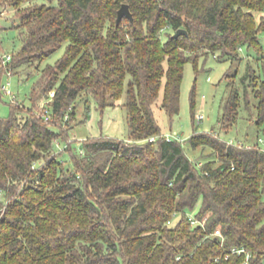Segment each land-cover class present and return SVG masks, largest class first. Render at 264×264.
<instances>
[{"label": "trees", "instance_id": "trees-1", "mask_svg": "<svg viewBox=\"0 0 264 264\" xmlns=\"http://www.w3.org/2000/svg\"><path fill=\"white\" fill-rule=\"evenodd\" d=\"M124 3L134 21L117 24ZM0 7L13 8L21 42L10 62L0 57L4 72L40 71L64 48L31 94L41 86L44 108L13 100L10 117L0 118V264H264V71L248 75L250 84L243 78L245 108L253 106L249 90L256 99L255 138L223 137L240 117L234 88L220 132L188 139L201 150L197 160L186 141L166 139L153 110L163 90L161 107L179 114L187 62L218 53L239 61L245 45L261 53L264 15L256 12L264 13V0H0ZM180 28L188 35L174 37ZM125 91L127 139L91 137L78 154L72 143L56 150L69 141L81 101L103 109Z\"/></svg>", "mask_w": 264, "mask_h": 264}, {"label": "rangeland", "instance_id": "rangeland-1", "mask_svg": "<svg viewBox=\"0 0 264 264\" xmlns=\"http://www.w3.org/2000/svg\"><path fill=\"white\" fill-rule=\"evenodd\" d=\"M14 10L11 7H0V57L12 54L21 48L18 38V23L13 20ZM258 19L264 13L256 12ZM166 38V36H163ZM262 51L259 53L247 45L239 50L241 60H232L228 57H219L220 54H209L201 56L197 63L187 62L184 69V78L181 86L180 112L171 117L161 107L163 90L159 100L153 106L156 119L161 127L162 134H178L185 142L187 155L197 160L201 156L200 149H193L188 139L194 133H203L211 130L220 132L219 121L223 114V108L227 98L234 88L239 89L241 99L240 117L237 125L228 133L224 134L226 141H237L249 135L251 139L256 136V125L252 116L256 117L257 110L254 107L256 99L254 93L249 90V100L252 103L251 109L245 108V91L243 78L247 84L252 83V74H261L264 71V31L260 34ZM64 52L60 49L49 59L40 64V71L48 64H54ZM17 62V60H16ZM40 71L35 66L23 68L18 73L12 71V75L3 71L0 61V118L10 117L13 104L16 100L25 106H32L43 109L47 100L41 99L39 89H35L31 100V94L35 85L40 79ZM254 79V78H253ZM41 85V84H40ZM5 87V88H4ZM54 93L51 94V97ZM126 91L120 100L114 105L101 109L93 99L90 103L81 101L77 106V121L69 130V141L59 140L56 143V150L63 151L69 143H72L74 153L78 154L83 142L91 137H113L127 139L129 135L128 111L124 106L126 102ZM51 100V99H50ZM194 103V104H193ZM195 117V120H194ZM203 117V118H202ZM198 119H201L198 121ZM206 150L204 154H208ZM207 159V157H203ZM202 158V159H203ZM64 159L69 167H73L68 152L64 153ZM198 209L189 211L194 217Z\"/></svg>", "mask_w": 264, "mask_h": 264}, {"label": "built area", "instance_id": "built-area-1", "mask_svg": "<svg viewBox=\"0 0 264 264\" xmlns=\"http://www.w3.org/2000/svg\"><path fill=\"white\" fill-rule=\"evenodd\" d=\"M11 59H12V55H11V54H7V55H5L4 58H3L4 63H8V62H10ZM7 73H8V75H12V71H11V70H8ZM4 88H5V87H4ZM202 118H203V117H202ZM46 119H49V116H46ZM199 120H201V119H199ZM165 137H166L167 140H180V141H183V140L181 139V137H180L178 134L165 135ZM150 140H151V141H154V140H155V137H152ZM230 142L233 143V141H230ZM259 143H260V147H261V149L264 151V138H263V137H261V138L259 139ZM192 223H193V224H196L197 221H196V220H192ZM216 234H217V235H221L220 230H217V231H216ZM242 251H243V250H239L238 252H239V253H242Z\"/></svg>", "mask_w": 264, "mask_h": 264}, {"label": "water", "instance_id": "water-1", "mask_svg": "<svg viewBox=\"0 0 264 264\" xmlns=\"http://www.w3.org/2000/svg\"><path fill=\"white\" fill-rule=\"evenodd\" d=\"M125 17L128 18L131 21H134L133 13H132V11L130 9L129 4H127V3L122 4L121 8L118 11L117 24H120V22ZM181 35H188L187 30L186 29H183V28L178 29L175 32L174 37H179Z\"/></svg>", "mask_w": 264, "mask_h": 264}]
</instances>
